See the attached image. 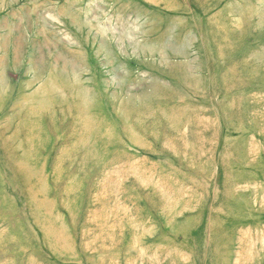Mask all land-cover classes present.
<instances>
[{
  "label": "rangeland",
  "instance_id": "rangeland-1",
  "mask_svg": "<svg viewBox=\"0 0 264 264\" xmlns=\"http://www.w3.org/2000/svg\"><path fill=\"white\" fill-rule=\"evenodd\" d=\"M14 131L0 264H264V0H0Z\"/></svg>",
  "mask_w": 264,
  "mask_h": 264
},
{
  "label": "bare ground",
  "instance_id": "bare-ground-1",
  "mask_svg": "<svg viewBox=\"0 0 264 264\" xmlns=\"http://www.w3.org/2000/svg\"><path fill=\"white\" fill-rule=\"evenodd\" d=\"M14 115L18 119V120H16V126H17L19 124V120H20L19 119L20 118V116H19L20 113H15ZM5 118H6V116L3 118V120H5ZM5 123L6 124L3 126V131H8L7 126L10 123L9 122V118L6 119ZM4 135H5L4 132H0V146H1V149L3 151L7 152V155L9 157L8 159L10 160L11 164H13L12 165L13 174L20 181L22 179V176L23 177L25 176V174H23V172H24L23 167H26L25 166L26 165L25 160L23 159L22 155H20L19 152H18V149H20V147H21L20 136L18 134V131H14L13 133H11L10 137H6L5 138ZM23 139H25V138H23ZM14 150H16V152L18 153L17 156H15L13 154ZM2 155H3V153H2ZM17 192H18V194H20L18 188H17ZM17 192L16 191L14 192L15 193V197L17 196ZM36 221H37V218H36ZM37 223L40 224V222H38V221H37Z\"/></svg>",
  "mask_w": 264,
  "mask_h": 264
}]
</instances>
